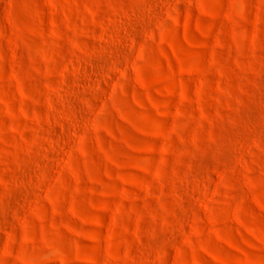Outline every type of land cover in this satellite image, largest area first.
Masks as SVG:
<instances>
[{
	"label": "rangeland",
	"instance_id": "rangeland-1",
	"mask_svg": "<svg viewBox=\"0 0 264 264\" xmlns=\"http://www.w3.org/2000/svg\"><path fill=\"white\" fill-rule=\"evenodd\" d=\"M0 264H264V0H0Z\"/></svg>",
	"mask_w": 264,
	"mask_h": 264
}]
</instances>
